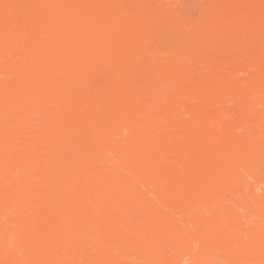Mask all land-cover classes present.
Listing matches in <instances>:
<instances>
[{"label":"rangeland","instance_id":"obj_1","mask_svg":"<svg viewBox=\"0 0 264 264\" xmlns=\"http://www.w3.org/2000/svg\"><path fill=\"white\" fill-rule=\"evenodd\" d=\"M0 264H264V0H0Z\"/></svg>","mask_w":264,"mask_h":264}]
</instances>
